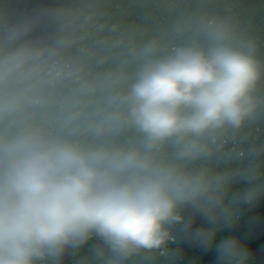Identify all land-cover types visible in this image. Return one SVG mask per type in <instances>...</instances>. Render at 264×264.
Wrapping results in <instances>:
<instances>
[{"label": "clouds", "instance_id": "1", "mask_svg": "<svg viewBox=\"0 0 264 264\" xmlns=\"http://www.w3.org/2000/svg\"><path fill=\"white\" fill-rule=\"evenodd\" d=\"M264 15L245 0H0V264H255Z\"/></svg>", "mask_w": 264, "mask_h": 264}, {"label": "water", "instance_id": "2", "mask_svg": "<svg viewBox=\"0 0 264 264\" xmlns=\"http://www.w3.org/2000/svg\"><path fill=\"white\" fill-rule=\"evenodd\" d=\"M246 1V0H245Z\"/></svg>", "mask_w": 264, "mask_h": 264}]
</instances>
